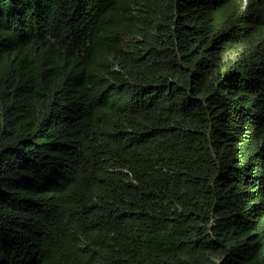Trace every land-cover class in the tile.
Masks as SVG:
<instances>
[{"label": "trees", "instance_id": "trees-1", "mask_svg": "<svg viewBox=\"0 0 264 264\" xmlns=\"http://www.w3.org/2000/svg\"><path fill=\"white\" fill-rule=\"evenodd\" d=\"M0 264H264V0H0Z\"/></svg>", "mask_w": 264, "mask_h": 264}]
</instances>
